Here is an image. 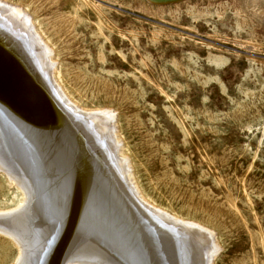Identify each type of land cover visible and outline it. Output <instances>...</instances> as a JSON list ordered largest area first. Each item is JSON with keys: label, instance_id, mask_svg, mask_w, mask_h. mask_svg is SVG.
Wrapping results in <instances>:
<instances>
[{"label": "rangeland", "instance_id": "374dc122", "mask_svg": "<svg viewBox=\"0 0 264 264\" xmlns=\"http://www.w3.org/2000/svg\"><path fill=\"white\" fill-rule=\"evenodd\" d=\"M0 2L13 13H0V215L23 201L16 171L50 192V264L84 251L119 262L124 242L145 238L135 222L114 234L125 203L190 237L192 264H264V0ZM0 232V264H15L20 247Z\"/></svg>", "mask_w": 264, "mask_h": 264}, {"label": "bare ground", "instance_id": "6f19581e", "mask_svg": "<svg viewBox=\"0 0 264 264\" xmlns=\"http://www.w3.org/2000/svg\"><path fill=\"white\" fill-rule=\"evenodd\" d=\"M2 3L0 2V5H1ZM3 7V6H2ZM6 7V6H5ZM5 9V8H4ZM8 9V10H7ZM5 11H3V10H1L0 9V13H7V12H9V13H11V15L13 14L10 10H9V8H7ZM11 10H13V9H11ZM15 13H17V12H15ZM5 16V15H4ZM9 16V15H8ZM13 17H14V15H13ZM7 19H10V18H7ZM13 19H15V18H13ZM1 21V20H0ZM8 22H9V20H7ZM6 22V21H5ZM7 22V23H8ZM27 22V21H26ZM12 23V22H11ZM28 23V22H27ZM14 24V23H13ZM13 24H12V26H13ZM31 24V23H30ZM4 25V24H3ZM11 26V25H10ZM9 26V27H10ZM20 26V25H19ZM13 28H15V27H13ZM31 28V27H30ZM20 29V28H19ZM27 29V28H26ZM29 31V30H28ZM18 32V31H17ZM16 34V33H15ZM30 34H31V32H30ZM36 35V34H35ZM10 36V35H9ZM19 36V35H18ZM3 37V36H2ZM11 37V36H10ZM22 37V36H21ZM8 38V37H7ZM18 38V37H17ZM33 38H35V37H33ZM4 40V39H3ZM34 40V39H33ZM17 41V40H16ZM16 41H14V42H16ZM35 41V40H34ZM33 41V42H34ZM37 41V40H36ZM13 42V43H14ZM27 42V41H26ZM36 43H38V41L36 42ZM42 43V42H41ZM15 44V43H14ZM16 45V44H15ZM21 44H19V46H20ZM26 45V44H25ZM38 45V44H37ZM18 46V45H17ZM39 47H40V45H38ZM7 47V46H6ZM13 47V46H12ZM21 47H23V46H21ZM28 48V47H27ZM37 48V47H36ZM40 49H42V48H40ZM11 50H12V48H11ZM18 50V49H17ZM24 50V49H23ZM17 52V51H16ZM15 52V53H16ZM18 52L20 53V50H18ZM32 52H30V54H31ZM47 53V52H46ZM11 54V53H10ZM32 55V54H31ZM33 56V55H32ZM36 57V56H35ZM34 57V58H35ZM47 57V56H46ZM44 58H45V56H44ZM43 58V59H44ZM37 61V60H36ZM49 61V60H48ZM22 62V61H21ZM44 62V61H43ZM27 63V62H26ZM46 63V62H45ZM43 64V63H42ZM49 65V64H48ZM44 66V65H43ZM51 66V65H50ZM48 69H50V68H48ZM48 71H51V70H47L46 71V74H47V72ZM27 72V71H26ZM19 73V72H18ZM51 73H52V71H51ZM50 74V73H49ZM31 75V74H30ZM33 75V74H32ZM52 75V74H51ZM51 75H49V77L51 78ZM48 77V76H47ZM49 78V81L51 82V79ZM53 78V77H52ZM16 80V79H15ZM40 80V79H39ZM54 81V80H53ZM52 81V82H53ZM49 82V83H50ZM51 82V83H52ZM45 83V82H44ZM54 83V82H53ZM24 84V83H23ZM34 84V83H33ZM52 85H56V84H52ZM17 86V85H16ZM36 86V85H35ZM34 87V86H33ZM54 87V86H53ZM57 87V86H56ZM55 87V88H56ZM53 89V88H52ZM57 89V88H56ZM56 89H54L55 91H56ZM32 90V89H31ZM31 92V91H30ZM59 92V91H58ZM49 93H51V92H49ZM57 93V92H56ZM61 93V92H60ZM52 94V93H51ZM10 97V96H9ZM48 97H50V95L48 96ZM53 97V96H52ZM1 99V98H0ZM58 99V98H57ZM60 100V99H59ZM67 101V100H66ZM48 103V102H47ZM5 105V104H4ZM59 106V105H58ZM47 109H48V107H47ZM70 109V108H69ZM13 110V109H12ZM32 111V110H31ZM52 111V110H51ZM64 111V110H63ZM69 111V110H68ZM74 111H76V110H74ZM70 112V111H69ZM12 113H13V111H12ZM43 113V112H42ZM86 113V112H85ZM99 114H101L100 112H98ZM110 113V112H109ZM9 114H11V113H9ZM71 114V113H70ZM79 114V113H78ZM93 114V113H92ZM99 114L97 115V117H99ZM21 115V114H20ZM104 115V114H103ZM10 116V115H9ZM15 116V115H14ZM85 117H86V115H84ZM92 116V115H91ZM101 116H102V114H101ZM5 117V116H4ZM13 117V116H12ZM33 117V116H32ZM41 117V116H40ZM70 117V116H69ZM79 117V116H78ZM93 117H94V114H93ZM95 117H96V115H95ZM103 117V116H102ZM36 118V117H35ZM38 118V117H37ZM89 118H91L90 116H89ZM22 119V118H21ZM44 119H46V118H44ZM51 119V118H50ZM58 119V118H57ZM73 119V118H72ZM80 119H81V117H80ZM88 119V118H87ZM93 119H95V118H93ZM97 119V118H96ZM32 120H34V121H36L37 119H32ZM39 120H43V119H41V118H39ZM55 120H56V118H55ZM90 120V119H89ZM92 120V119H91ZM74 121V120H73ZM98 121V120H97ZM100 121H101V119H100ZM1 122V121H0ZM43 122H44V120H43ZM45 122H48V121H45ZM75 122V121H74ZM77 122V121H76ZM78 122H80V121H78ZM77 122V123H78ZM90 122V121H89ZM14 123V122H13ZM39 123V122H38ZM42 123V122H41ZM54 123V122H53ZM57 123V122H56ZM60 123H61V121H60ZM82 123V122H81ZM91 123V122H90ZM35 124V123H34ZM43 124V123H42ZM50 124V123H49ZM75 124V123H74ZM93 124H94V122H93ZM96 124V123H95ZM46 125H48V124H46ZM51 125V124H50ZM49 125V126H50ZM101 125V124H100ZM23 126V125H22ZM39 126V125H38ZM43 126H45V125H43ZM63 126V125H62ZM80 126V125H79ZM79 126H77L78 128H80ZM28 127V126H27ZM45 127H48V126H45ZM76 127V128H77ZM82 127V126H81ZM84 127V126H83ZM82 127V128H83ZM98 127V126H97ZM17 128V127H16ZM39 128H40V126H39ZM51 128V127H50ZM91 128V127H90ZM103 128V127H102ZM104 128H106V126L104 127ZM111 128V127H110ZM65 129V128H64ZM85 129V128H84ZM46 130V129H45ZM49 130V129H48ZM66 130V129H65ZM88 130V129H87ZM97 130H98V128H97ZM38 131V130H37ZM53 131V130H52ZM67 131V130H66ZM83 131V130H82ZM89 131H91V133H92V130H89ZM2 132V131H1ZM7 132V131H6ZM12 132V131H11ZM86 132V131H85ZM84 132V133H85ZM94 132V131H93ZM97 132V131H96ZM101 132V131H100ZM100 132H98L99 134H100ZM111 132V131H110ZM13 133V132H12ZM11 133V134H12ZM16 133V132H15ZM87 133V132H86ZM107 133V132H106ZM112 133V132H111ZM4 134V133H3ZM2 134V135H3ZM29 134V133H28ZM51 134H53V133H51ZM109 134V133H108ZM41 135V134H40ZM47 135V134H46ZM88 135H89V132H88ZM100 135H103V133H101ZM15 136H16V134H15ZM39 136V135H38ZM37 136V137H38ZM48 136V135H47ZM94 135H92V137H93ZM40 137V136H39ZM42 137H44V135L42 136ZM50 137V136H49ZM53 137V136H52ZM101 137V136H100ZM2 137H1V135H0V146H2V139H1ZM4 138V137H3ZM46 138V137H45ZM85 138V137H84ZM8 139V138H7ZM44 139V138H43ZM94 139V138H93ZM10 140V139H9ZM42 140V139H41ZM55 140V139H54ZM7 142H8V140H6ZM17 141V140H16ZM40 141V140H39ZM47 141H49L50 142V138L47 140ZM92 141V140H91ZM51 142H52V140H51ZM50 142V143H51ZM74 142V141H73ZM87 142V141H86ZM96 142V141H95ZM6 143V142H5ZM41 143V142H40ZM43 143V142H42ZM66 143V142H65ZM84 143V142H83ZM48 144V143H47ZM67 144V143H66ZM78 144V143H77ZM7 145V144H6ZM9 145V144H8ZM50 145V144H49ZM48 145V146H49ZM54 145V144H53ZM56 145V144H55ZM55 145H54V149H55ZM61 145V144H60ZM81 145V144H80ZM89 145V144H88ZM4 146V145H3ZM14 146V145H13ZM17 146V145H16ZM42 146V145H41ZM47 146V147H48ZM64 146V145H63ZM83 146V145H82ZM30 147V146H29ZM58 147V146H57ZM67 147H69V146H67ZM35 148V147H34ZM43 148V147H42ZM49 148V147H48ZM47 148V149H48ZM72 148H74L75 149V147H72ZM78 148H79V146H78ZM89 148V147H88ZM1 149V148H0ZM6 149H8V148H6ZM40 149V148H39ZM61 149H62V147H61ZM69 149V148H68ZM84 149V148H83ZM21 150V149H20ZM43 150V149H42ZM42 150H41V152H42ZM72 150V149H71ZM113 150V149H112ZM1 151V150H0ZM30 151V150H29ZM36 151V150H35ZM44 151V150H43ZM68 151V150H67ZM73 151V150H72ZM79 151V150H78ZM87 151V150H86ZM4 152V151H3ZM6 152V151H5ZM10 153H11V151H9ZM32 152V151H31ZM39 152V151H38ZM51 152V151H50ZM54 152H56V151H54ZM61 152V151H60ZM62 152H64V151H62ZM88 152V151H87ZM13 153V152H12ZM24 153H25V151H24ZM27 153V152H26ZM40 153V152H39ZM72 153V152H71ZM2 153H0V155H1ZM6 154V153H5ZM8 154V153H7ZM6 154V155H7ZM20 154V153H19ZM18 154V155H19ZM33 154H34V152H33ZM52 154H54V153H52ZM58 154V153H57ZM79 154V153H78ZM84 154V153H83ZM16 155V154H15ZM26 155V154H25ZM30 155H32L31 153H30ZM37 155V154H36ZM42 155H44V154H42ZM59 155V154H58ZM57 155V156H58ZM61 155V154H60ZM68 155V154H67ZM76 155V154H75ZM89 155H92V154H89ZM88 155V156H89ZM114 155V154H113ZM13 156V155H12ZM20 156V155H19ZM62 156H64V155H62ZM62 156H59V157H62ZM80 156H82V154H80ZM86 156V155H85ZM9 157V156H8ZM14 157V156H13ZM23 157H24V154H23ZM35 157V156H34ZM42 157V156H41ZM48 157H49V155H48ZM90 157V156H89ZM11 158V157H10ZM18 158V157H17ZM21 158V157H20ZM19 158V159H20ZM45 158V157H44ZM93 158V157H92ZM1 159V158H0ZM7 159V158H6ZM14 159H16V158H14ZM32 159V158H31ZM52 159V158H51ZM69 159V158H68ZM21 161H22V158L20 159ZM28 160V159H27ZM26 160V161H27ZM36 160V159H35ZM60 160V159H59ZM3 161V160H2ZM10 161V160H9ZM8 161V162H9ZM12 161V160H11ZM71 161V160H70ZM121 161V160H120ZM125 161V160H124ZM7 162V161H6ZM18 162V161H17ZM29 162V161H28ZM27 162V163H28ZM32 162V161H31ZM57 162H59V161H57ZM56 162V163H57ZM92 162V161H91ZM114 162V161H113ZM113 162H111L112 164H113ZM116 162V161H115ZM123 162V161H122ZM25 163V162H24ZM34 163H36V162H34ZM38 163V162H37ZM45 163V162H44ZM69 163V162H68ZM82 163V162H81ZM93 163V162H92ZM117 163V162H116ZM124 163V162H123ZM6 164V163H5ZM7 164H9V163H7ZM11 164V163H10ZM13 164L15 165L16 163H14L13 162ZM13 164H11V166L13 165ZM31 164V163H30ZM40 164V163H39ZM52 164V163H51ZM62 164V163H61ZM79 164V163H78ZM94 164V163H93ZM120 164H121V162H120ZM14 165H13V167L12 168H14ZM24 165V164H23ZM37 165V164H36ZM44 165H46V164H44ZM82 165V164H81ZM123 165V164H122ZM125 165V164H124ZM6 166H8V165H6ZM5 165H3L1 162H0V169H4L5 171H6V168H4V167H6ZM20 166H22V164L20 165ZM29 166V165H28ZM31 166V165H30ZM33 166V165H32ZM47 166V165H46ZM54 166V165H53ZM118 166H120V165H118ZM118 166L117 165H113V166H111V170H112V172H115V171H113L114 169H119L118 168ZM18 167V166H17ZM7 168H9V167H7ZM20 169H21V167H19ZM23 168V167H22ZM31 168L32 167H30L29 168V170H31ZM37 168V167H36ZM35 168V169H36ZM127 168V167H126ZM14 169H16V168H14ZM34 169V173L36 172V170ZM38 170H39V168H38ZM41 170V169H40ZM63 170V169H62ZM116 170V171H117ZM8 171V170H7ZM11 171H12V169H11ZM28 171V170H27ZM33 171V170H32ZM78 171V170H77ZM16 172V171H15ZM15 172H11L10 173V171H8V173H9V175H10V180L11 181H13V182H15V184H17V188L21 191V193L23 194V201H22V203H21V206L19 207L18 206V208H17V212L16 213H14L13 215H10V213H8L9 215H5V214H3V212H2V214L3 215H0V231H2V232H5L6 234H8V236H11L17 243H18V246L20 247V252H21V254H20V256L18 257V259H17V261H16V263L15 264H50V262H49V257H51L52 256V254H54L55 252H56V250L54 249V248H52L53 247V245L52 244H50L49 243V240L46 238V234L47 233H49L48 232V230L49 229H46L45 230V227H48V228H50V227H52V221H50V219H49V214H48V211H46V209H48V208H50L49 206H46V205H48V204H46L45 205V201L47 200V199H49V194H50V192H47L46 193V195H47V199L45 198V201L42 199V194L39 192L40 190L39 189H41V188H39V186H38V184H35V185H37V186H33V184L31 183V181H30V183L32 184H30V185H28V183L25 181V179L23 178V177H21V176H19L18 174H16ZM19 172V171H18ZM40 172V171H39ZM96 172V171H95ZM120 172V171H119ZM21 173H24V172H21ZM21 173H19L20 175H21ZM27 173V172H26ZM31 173V172H30ZM79 173V172H78ZM77 173V174H78ZM32 174V173H31ZM30 174V175H31ZM35 174H37V172L35 173ZM41 174H43V173H41ZM93 174V173H92ZM91 174V175H92ZM121 174V173H120ZM23 175V174H22ZM56 175V174H55ZM54 175V176H55ZM25 177V176H24ZM35 177V176H34ZM37 177V176H36ZM36 177L35 178H33V180L35 179V180H37L36 179ZM53 177V176H52ZM95 177V176H94ZM106 177V176H105ZM29 178V177H28ZM45 178V177H44ZM64 178V177H63ZM97 178V177H96ZM127 178V177H126ZM30 179H32V178H30ZM91 179H93V178H91ZM33 180H32V182H33ZM57 180V179H56ZM61 180V179H60ZM78 180V179H77ZM94 180H96V179H94ZM131 180V179H130ZM42 181V180H41ZM44 181V180H43ZM63 181V180H62ZM71 181V180H70ZM79 181V180H78ZM93 181V180H92ZM98 181V180H97ZM100 181H102V180H100ZM12 182V183H13ZM59 182H61V181H59ZM58 182V183H59ZM127 182V181H126ZM34 183V182H33ZM66 183V182H65ZM93 183H94V181H93ZM96 183H98V182H96ZM130 183H131V181H130ZM100 184H101V182H100ZM104 184V183H103ZM102 184V185H103ZM129 184V183H128ZM47 185V184H46ZM60 185V184H59ZM99 185V184H98ZM48 186H49V184H48ZM52 186V185H51ZM61 186V185H60ZM106 186H107V184H106ZM131 185L129 184V187H130ZM57 187V186H56ZM80 187V186H79ZM88 187V186H87ZM86 187V188H87ZM94 187H96V186H94ZM97 187H99V186H97ZM104 187V186H103ZM111 187V186H110ZM128 187V186H127ZM133 187V186H132ZM69 188V187H68ZM91 188V187H90ZM102 188V187H101ZM104 188H106V187H104ZM108 188V187H107ZM53 188H51V190H52ZM96 189V188H95ZM131 189V188H130ZM132 189H134V188H132ZM42 190V189H41ZM78 190V189H77ZM98 190V189H97ZM61 191V190H60ZM75 191V190H74ZM99 191V190H98ZM102 191V190H101ZM111 191V190H110ZM132 191H134L135 192V194H136V196L138 197L137 199L140 201V204L142 205L141 207H143V208H147L148 209V207L149 208H151L150 206H148V207H146V202L145 201H143V199H141L139 196V193L134 189V190H132ZM42 192V191H41ZM80 192V191H79ZM79 192H77L78 193V197H79V199H82V197H81V193H79ZM82 192V191H81ZM107 192V191H106ZM109 192V191H108ZM69 193H71V192H69ZM83 193V192H82ZM98 193V192H97ZM102 193V192H101ZM138 193V194H137ZM41 194V195H40ZM44 194V193H43ZM52 194H54V193H52ZM63 194V193H62ZM69 195V194H68ZM72 195H74V192H73V194ZM84 195V194H83ZM101 195V194H100ZM103 195H104V193H103ZM85 196V195H84ZM109 196V195H108ZM128 196V195H127ZM45 197V196H44ZM66 197V196H65ZM100 198V196L98 197V199ZM101 198L103 199L104 197H102L101 196ZM120 198V197H119ZM126 198V197H125ZM67 199H69V197H67ZM74 199V198H73ZM72 199V200H73ZM116 199V198H115ZM61 200H62V198H61ZM106 200V199H105ZM125 200V199H124ZM63 201V200H62ZM65 201V200H64ZM63 201V202H64ZM77 201V200H76ZM81 201V200H80ZM97 201V200H96ZM100 201V200H99ZM114 201V200H113ZM131 201V200H130ZM45 202V203H44ZM66 202V201H65ZM64 202V203H65ZM79 202V201H78ZM108 202H109V200H108ZM110 202H111V200H110ZM124 202V201H123ZM143 204H142V203ZM47 203H49L48 201H47ZM59 203V202H58ZM50 204V203H49ZM53 204V203H52ZM61 204V203H60ZM67 204V203H66ZM78 204H81V202L80 203H78ZM101 204V203H100ZM115 204H116V202H115ZM51 205V204H50ZM55 205V204H54ZM64 205V204H63ZM63 205H61L60 207L61 208H63L62 206ZM148 205V204H147ZM67 206V205H66ZM71 206V205H70ZM109 206V205H108ZM136 206V205H135ZM53 207V206H52ZM110 207V206H109ZM58 208V207H57ZM115 207H113V209H114ZM44 209V212L42 211ZM59 209V208H58ZM66 210V209H65ZM70 210V209H69ZM13 211H15V210H13ZM68 211V210H67ZM115 212L117 211H124L123 213L125 214V217L123 218V220H124V222L126 223V226L123 224V226L122 225H119L118 224V232H114V234H117V236H119V237H125V235L123 234V232L121 233V228H123V227H128V224H129V222H135V227L137 228V229H135V233L137 234L138 233V231H142V232H140V235L141 234H143L144 236L143 237H145L144 238V241L142 242V241H140V246H138L136 243L135 244H133L134 242H137V241H134V242H128V241H126V242H124L123 240H121V244H122V241L124 242L123 243V246H122V249H123V252H122V254L119 256L120 257V259H118V261L119 262H117L116 260H115V257L113 256L112 257V259H109V258H107L106 259V257H107V255L106 254H102V255H104V258H102L99 254L98 255H96V256H90V252H85L84 251V253L82 252V253H80V254H78L77 255V253L79 252H77L76 251V255H77V257H74V258H71V260L69 259L68 260V262H65V263H63V264H192V262H193V259H192V257H193V254H192V248L190 247V246H188V245H190L189 244V242H193L192 240H190L191 238L189 237V238H184L183 236H177V235H175V237H171V236H169V235H171V234H168L167 232H169L168 230L165 232V231H161V229L159 230L156 226H153L154 227V229L153 230H151V229H148V228H150V227H152L151 225H149L148 223H145V222H143V221H146V219H144V218H141V217H145L146 218V216L145 215H142L141 213H140V219H142L141 221L140 220H136L134 217H135V215H133V210L131 209V208H129L128 206L126 207V203H125V205H124V208L122 209H120V210H117V208L114 210ZM9 212H11V211H9ZM51 212V211H50ZM54 212V211H53ZM61 212V211H60ZM104 212V211H103ZM136 212V211H135ZM149 212V211H148ZM152 212V211H151ZM5 213H7V212H5ZM58 213H59V211H58ZM57 213V214H58ZM122 213V212H121ZM139 213V212H138ZM147 213V212H146ZM158 213V212H157ZM0 214H1V212H0ZM55 214V213H54ZM64 214V213H63ZM72 214V213H71ZM116 215H117V213H115ZM156 214V213H155ZM59 215V214H58ZM163 215V214H162ZM54 216V215H53ZM118 216V215H117ZM137 216V215H136ZM155 216V215H154ZM163 216H165V215H163ZM55 217V216H54ZM61 217V216H60ZM67 217V216H66ZM75 217V216H74ZM73 217V218H74ZM87 217V216H86ZM95 217V216H94ZM160 217V216H159ZM165 217H167V216H165ZM53 218V217H52ZM51 218V219H52ZM72 218V217H71ZM70 218V219H71ZM76 218V217H75ZM88 218V217H87ZM93 218V217H92ZM106 218V217H105ZM104 218V219H105ZM122 218V217H121ZM137 218V217H136ZM139 218V217H138ZM157 218V217H156ZM162 218V217H161ZM103 219V218H102ZM164 219H166V218H164ZM171 219V218H170ZM58 220V219H57ZM67 220V219H66ZM75 220V219H74ZM78 220V219H77ZM106 220V219H105ZM122 220V221H123ZM160 220V219H159ZM163 220V219H162ZM64 221V220H63ZM76 221V220H75ZM74 221V222H75ZM107 221H108V219H107ZM119 221V220H118ZM167 221H169V222H173V219H172V221H170L169 220V218H167ZM67 222V221H66ZM95 222V221H94ZM94 222H93V224H94ZM97 222V221H96ZM149 222V221H148ZM154 222H156V224H157V222L158 221H153V223ZM161 222V220L159 221V223ZM85 223V222H84ZM150 223V222H149ZM162 223H165V221L163 222L162 221ZM174 223V222H173ZM179 224H180V222H178ZM91 223H89V225H90ZM102 224V223H101ZM116 224V223H115ZM170 224V223H169ZM168 224V225H169ZM176 224V223H175ZM184 224V223H183ZM164 225H166V224H164ZM172 226H173V224H171ZM181 225V224H180ZM186 225V224H185ZM193 225V224H192ZM191 225V226H192ZM54 226V225H53ZM60 226V225H59ZM73 226V225H72ZM72 226H69V227H72ZM95 226V225H94ZM97 226H99V225H97ZM96 226V227H97ZM107 226H108V224H107ZM178 226V225H177ZM64 228H65V225L63 226ZM115 227V226H114ZM152 227V228H153ZM161 227V226H160ZM164 227V226H163ZM162 227V228H163ZM194 227L195 226H193V229H194ZM87 228V227H86ZM102 228V227H101ZM166 228H168L169 229V227H166ZM174 228V227H173ZM189 228V227H188ZM52 229V228H51ZM50 229V230H51ZM66 229V228H65ZM81 229V228H80ZM88 229V228H87ZM91 229H93V228H91ZM49 230V231H50ZM56 230V229H55ZM120 230V231H119ZM172 230V229H171ZM175 230V229H174ZM57 231V230H56ZM68 231V230H67ZM86 231V230H85ZM91 231V230H90ZM89 231V232H90ZM123 231V230H122ZM129 232H132V229H129L128 230ZM198 231H200V230H198ZM64 232V231H63ZM71 232V231H70ZM73 232V231H72ZM78 232H79V230H78ZM78 232H77V235H78ZM98 232V231H97ZM175 232V231H174ZM201 232H202V230H201ZM1 233V232H0ZM94 233V232H93ZM112 233V232H111ZM181 233H183V232H181ZM204 233V232H203ZM55 234V233H54ZM96 234V233H95ZM108 234V233H107ZM113 234V233H112ZM207 233H205V235H206ZM2 235V234H1ZM44 235H46V236H44ZM81 235V234H80ZM111 235V234H110ZM127 235V234H126ZM138 235V234H137ZM172 235H174V234H172ZM181 235H183V234H181ZM207 235H209V232H208V234ZM206 235V236H207ZM5 236V235H4ZM43 236H44V238L45 239H43ZM66 236H67V234H66ZM74 236V235H73ZM85 236V235H84ZM97 236V235H96ZM114 236V235H113ZM116 236V235H115ZM116 236V237H117ZM5 237H7V236H5ZM60 237V236H59ZM58 237V238H59ZM61 237H62V235H61ZM60 237V238H61ZM64 237V236H63ZM76 237V236H75ZM109 237V236H108ZM107 237V238H108ZM179 237V238H178ZM210 236H208V238H209ZM12 238H11V240H12ZM57 238V237H56ZM65 238V237H64ZM72 238V237H71ZM83 238V237H82ZM110 238V237H109ZM118 238V237H117ZM117 238H114V239H117ZM140 238V237H139ZM142 238V237H141ZM141 238H140V240H141ZM80 239V238H79ZM92 239V238H91ZM122 239V238H121ZM124 239V238H123ZM48 240V241H47ZM76 240V239H75ZM81 240V239H80ZM84 240H86V239H84ZM104 240V239H103ZM127 240V239H126ZM212 240H214V239H212ZM69 241V240H68ZM77 241H78V239H77ZM120 241V240H119ZM130 241V240H129ZM52 242V241H51ZM57 242V241H56ZM55 242V243H56ZM70 242V241H69ZM116 242H118V240L116 241ZM59 243V242H58ZM57 243V244H58ZM66 243V242H65ZM108 243H110L109 241H108ZM112 243V242H111ZM214 243V242H213ZM48 244H50V245H48ZM76 244V243H75ZM90 244V243H89ZM51 245H52V247H51ZM79 244H77V247H79L78 246ZM81 245V244H80ZM109 245V244H108ZM208 245V244H207ZM58 246V245H57ZM69 246V245H68ZM105 246V245H104ZM61 247V246H60ZM66 247V246H65ZM72 247H76V246H72ZM81 247V246H80ZM87 247V246H86ZM124 247V248H123ZM57 248V247H56ZM59 248V247H58ZM67 248V247H66ZM70 248V247H69ZM83 248H85V245H83ZM68 249V248H67ZM76 249V248H75ZM89 249V248H88ZM59 250V249H58ZM74 250V249H73ZM93 250V249H92ZM60 251V250H59ZM65 251H66V249H65ZM68 251V250H67ZM81 251V250H80ZM90 251V250H89ZM100 251V250H99ZM106 251V250H105ZM19 252V251H18ZM19 252V253H20ZM54 252V253H53ZM64 252V251H63ZM70 252V251H69ZM72 252V251H71ZM74 252V251H73ZM215 252V251H214ZM61 253V252H60ZM67 253V252H66ZM107 253V252H106ZM119 253H121V252H119ZM212 253V252H211ZM58 254V253H57ZM68 254V253H67ZM71 254V253H70ZM73 254V253H72ZM61 255V254H60ZM60 255L58 256V257H60ZM64 255V254H63ZM118 255V254H117ZM55 256V255H54ZM54 256H52V257H54ZM72 256V255H71ZM87 256V257H86ZM90 257V258H89ZM94 258H96V260H98V261H96ZM58 259V258H57ZM65 259V258H64ZM212 259V258H211ZM55 263V262H54ZM56 264H59L58 262H56Z\"/></svg>", "mask_w": 264, "mask_h": 264}, {"label": "water", "instance_id": "95a60500", "mask_svg": "<svg viewBox=\"0 0 264 264\" xmlns=\"http://www.w3.org/2000/svg\"><path fill=\"white\" fill-rule=\"evenodd\" d=\"M152 4H164V3H169L173 1H179V0H148Z\"/></svg>", "mask_w": 264, "mask_h": 264}]
</instances>
